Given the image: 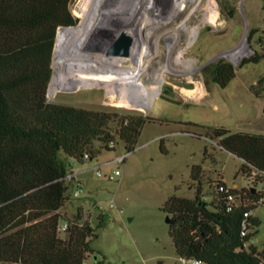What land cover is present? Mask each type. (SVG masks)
I'll return each mask as SVG.
<instances>
[{
	"label": "rangeland",
	"instance_id": "rangeland-1",
	"mask_svg": "<svg viewBox=\"0 0 264 264\" xmlns=\"http://www.w3.org/2000/svg\"><path fill=\"white\" fill-rule=\"evenodd\" d=\"M98 1H101L99 16L90 22L93 11L89 5L95 0H71L69 11L77 21L70 29L86 26L91 30L93 48L87 50L86 57L93 67L88 75L95 78L92 85L102 82L107 86L106 91L98 86L73 84L72 90L53 94L49 84L47 102L96 112L140 115L147 121L130 154H126L122 143H117L113 151L103 150L93 160L83 163L69 160V168L78 176L76 181L69 182L68 202L61 213L72 219L77 209H81L83 220L92 227L100 218L105 220L97 229V239L91 243L100 253L99 259L104 258L103 264H180L169 236L164 207L172 196L194 197L196 185L191 181L194 166L202 168L205 193L207 184L222 177L228 190L241 191L247 199L249 194L264 198V181L259 184V179L256 180L259 177L254 173L244 177L240 173L243 162L209 139L214 128L264 135V94L256 97L251 91L259 80L264 81V59L239 68L243 59L263 51L264 0H214L212 10L216 21L213 23L204 19V11L196 13L198 0H183L187 9L180 17L157 27L151 36H136L133 43L140 54L119 57L125 61L123 71L136 80L131 84L113 79L111 67L96 68L94 64L106 60L110 50L128 35L124 32L118 38L120 29L127 27L126 20L143 19L144 11L159 0ZM190 13L194 16L188 21V30L178 29L180 45L178 42L170 45L168 40L174 33V24L186 20ZM152 25L151 21L147 28ZM252 29L258 33L248 41ZM112 36L117 38L115 42ZM182 52L183 58L175 62ZM220 61L232 64L235 69V78L224 89L210 79L211 68ZM195 86L202 89L200 99L191 95ZM260 88L264 90V84ZM120 157H124L122 163L118 162ZM97 171L102 176L98 177ZM116 171H120V176L109 180L108 176ZM79 185L83 194L75 197L74 191ZM205 199L209 200V196ZM252 215L258 225L253 228L246 247L261 252L264 250V203ZM58 236L67 238L66 234ZM87 261L96 264L90 256Z\"/></svg>",
	"mask_w": 264,
	"mask_h": 264
},
{
	"label": "trees",
	"instance_id": "trees-1",
	"mask_svg": "<svg viewBox=\"0 0 264 264\" xmlns=\"http://www.w3.org/2000/svg\"><path fill=\"white\" fill-rule=\"evenodd\" d=\"M70 1L0 0V264H82L89 256L103 264L91 243L105 220L92 227L81 209L72 219L61 213L73 175L69 160H93L117 143L128 155L147 121L47 102L57 31L77 21ZM257 33L250 30L247 40ZM263 59L264 48L239 68ZM234 78L230 63L211 68L210 79L220 89ZM263 84L261 79L251 88L256 97L263 96ZM209 139L243 162L244 177L254 173L259 184L264 181V135L214 128ZM191 181L192 199L172 196L164 207L176 255L200 264H263L264 250L245 246L258 225L254 217L248 236L241 237L244 214L255 210L245 207V193L228 190L222 177L203 192L201 166L192 168ZM62 222L69 223L66 239L57 233Z\"/></svg>",
	"mask_w": 264,
	"mask_h": 264
},
{
	"label": "bare ground",
	"instance_id": "bare-ground-1",
	"mask_svg": "<svg viewBox=\"0 0 264 264\" xmlns=\"http://www.w3.org/2000/svg\"><path fill=\"white\" fill-rule=\"evenodd\" d=\"M100 2L101 1L95 0V2L92 5H89L93 11V18L90 19V22L95 17L99 16L100 13L99 9L101 8ZM213 3L214 0H206L205 2H203V0L196 1V6H197L196 8L198 10L196 11V13L200 11H204L205 13L204 19L210 20L212 21V23L216 21L215 12L212 10V7L214 6ZM186 9H187V5H184L183 0H159V2L152 4V6L149 7V10L147 12L144 11V13L142 14L143 19L138 18L137 21L136 20L134 21V19H129L128 21L126 20L127 27L124 29H120V34L118 38L124 32L128 34L133 39V41L135 40L136 36L139 34H145L147 36H151L153 31L155 33V31L157 30L156 29L157 27L164 24L172 23L171 21L175 20L177 16L180 17L181 12L186 11ZM190 14L191 15H188L186 20L182 19V21H180L179 23L174 24L175 25L173 30L174 33L169 37L168 40L170 45L175 42H178V45H180V39L179 37H177L178 29L188 30L187 29L188 21H190V19L194 16L193 13ZM151 21L153 22V25L152 28L149 29L147 28V24ZM91 25L93 26V24ZM130 26H132V28L134 29L130 30L129 29ZM70 28L71 27L60 29L57 36L55 70H54L53 78L50 83V91L52 90L53 94L55 91L56 92L69 91L72 90L73 87L75 88L73 84L80 86H98L106 91L107 86L102 84V82L96 85H92L91 81L95 82V78L88 75V71L91 72V70L89 69H92L91 67H93L92 64L89 63L90 62L89 59L86 57L87 50L93 48L90 44L91 30L86 29V26L85 27L82 26L81 28H76V29H70ZM113 29L114 31L115 29H117L116 25L112 27V30ZM108 32H106L105 34H108ZM128 35L126 36L128 37ZM112 40H114L113 42H115L117 38L112 36ZM111 42L112 41H110L109 44H111ZM134 43L131 47V54L132 55L140 54L141 53L140 49L138 47H135ZM183 56H184V52L179 53L178 54L179 58L174 61L175 62L179 61V59H182ZM124 62L125 61L121 60V58L119 57H114L109 55L108 57H106V60L100 63H96L94 64V66H96V68L98 66L111 67L112 68L111 77L113 79L118 78L117 79L118 81H121L126 84L135 83L136 80H134L133 77L131 76H127L128 73L123 71L122 68L125 67L123 64ZM191 95H196L197 96L196 98L200 99L202 96V89L200 87L195 86V89L192 90Z\"/></svg>",
	"mask_w": 264,
	"mask_h": 264
},
{
	"label": "built area",
	"instance_id": "built-area-1",
	"mask_svg": "<svg viewBox=\"0 0 264 264\" xmlns=\"http://www.w3.org/2000/svg\"><path fill=\"white\" fill-rule=\"evenodd\" d=\"M124 160V157H120L118 159L119 163H122ZM96 175L98 177L102 176L101 173L99 171L96 172ZM120 176V171H116L114 172L112 175L108 176L109 180H114L116 177ZM68 180L70 182L74 181V176H69ZM83 194V188L79 185L77 187V189L74 191V196L75 197H80ZM264 203V198L263 197H259L258 200H250L247 199L245 202V207H249V208H256L259 205H262ZM253 218L252 215V211H247L244 214V219L243 222L241 224V237L242 238H246L249 234V228L251 227L250 225V219ZM69 229V223L68 222H62L58 225L57 228V233L58 234H66L67 230ZM245 246H247V244H245ZM262 263L264 264V257H262L261 259ZM189 264H200V262L196 261V260H191V261H187ZM82 264H90L88 261L83 262Z\"/></svg>",
	"mask_w": 264,
	"mask_h": 264
},
{
	"label": "water",
	"instance_id": "water-1",
	"mask_svg": "<svg viewBox=\"0 0 264 264\" xmlns=\"http://www.w3.org/2000/svg\"><path fill=\"white\" fill-rule=\"evenodd\" d=\"M63 29V28H62ZM133 40L127 36H123L120 41L110 50L109 55L114 57H129ZM166 222L170 223L169 216H166ZM96 260V258H94Z\"/></svg>",
	"mask_w": 264,
	"mask_h": 264
},
{
	"label": "crops",
	"instance_id": "crops-1",
	"mask_svg": "<svg viewBox=\"0 0 264 264\" xmlns=\"http://www.w3.org/2000/svg\"><path fill=\"white\" fill-rule=\"evenodd\" d=\"M73 176H74V181H76V178H77L78 174H74V173H73ZM179 260H180V264H183V263H187V264H189L187 261H185V260H183V259H180V258H179Z\"/></svg>",
	"mask_w": 264,
	"mask_h": 264
}]
</instances>
